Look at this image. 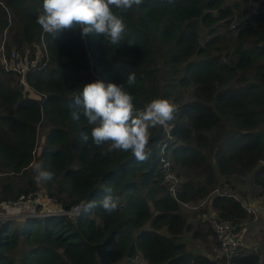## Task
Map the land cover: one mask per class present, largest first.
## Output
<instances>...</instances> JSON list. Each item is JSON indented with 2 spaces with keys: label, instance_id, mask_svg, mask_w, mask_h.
<instances>
[{
  "label": "trees",
  "instance_id": "1",
  "mask_svg": "<svg viewBox=\"0 0 264 264\" xmlns=\"http://www.w3.org/2000/svg\"><path fill=\"white\" fill-rule=\"evenodd\" d=\"M247 1L255 6L145 0L116 12L127 30L112 45L92 34L82 38L77 29L44 34L36 23L43 0H0V203L40 191L66 209L82 205L74 220L1 221L0 264H264L259 252L239 249L227 261L180 242L186 233L216 240L208 211L193 224L182 203L210 198L211 212L239 230L254 217L232 195L238 186L264 198V0ZM3 47L8 57L15 51L36 59L41 51V63L25 77L30 92L5 70ZM96 81L123 84L138 108L155 99L175 106L172 121L150 129L145 162L130 152L103 155L87 120H72L74 96ZM40 127L46 134L39 146ZM81 133L89 135L87 144ZM34 163L54 179L35 183ZM106 187L118 210L84 212Z\"/></svg>",
  "mask_w": 264,
  "mask_h": 264
},
{
  "label": "clouds",
  "instance_id": "2",
  "mask_svg": "<svg viewBox=\"0 0 264 264\" xmlns=\"http://www.w3.org/2000/svg\"><path fill=\"white\" fill-rule=\"evenodd\" d=\"M145 0H43L42 10L36 23L46 35L55 37L64 30H80L82 38L92 34L103 37L112 45H119L127 26L122 16L140 7ZM174 0H168L172 3ZM115 10V11H114ZM129 46H133L129 42ZM127 85L136 83L134 73L127 76ZM79 107L71 113L72 120L79 122L83 116L91 127L92 145L104 149L103 155L113 151L131 153L139 162H145L150 140V129L165 126L175 118V106L168 100L155 99L142 108L136 107L134 97L124 90L123 84H105L102 81L86 84L75 95ZM84 144L89 141L87 133H81ZM106 146V147H105ZM33 180L40 184L54 179L55 174L43 168L42 163L33 164ZM106 195L99 202L91 201L84 208L90 212L97 206L109 214L119 208V200L112 196V188L104 189Z\"/></svg>",
  "mask_w": 264,
  "mask_h": 264
},
{
  "label": "built area",
  "instance_id": "3",
  "mask_svg": "<svg viewBox=\"0 0 264 264\" xmlns=\"http://www.w3.org/2000/svg\"><path fill=\"white\" fill-rule=\"evenodd\" d=\"M236 24L232 26L235 28ZM2 62L7 72H13L21 78V82L25 88V91L29 90V87L25 81L26 75L33 69L37 68L41 59L37 56L36 59H29L28 57L22 58L19 54L13 51L10 56L6 55L4 47L2 48ZM169 133L170 128H166ZM165 163V167L168 163ZM168 181H172L175 184L177 180L174 176L168 175L166 177ZM171 192L175 196V186L171 188ZM213 195L228 196L227 192H221L215 190ZM212 195V196H213ZM237 199V197H235ZM210 198L197 204H181L183 209L196 211L209 204ZM246 211L255 216L254 220H257L255 210L252 207L243 205ZM82 210V205L75 206L71 209H66L60 205L55 199L47 197L45 193L36 191L29 194L21 195L17 200L12 202L0 203V222L6 220H22L25 218H47V217H67L69 219H76ZM209 222L213 227L216 235L217 248L215 252V259L231 260L239 251L241 247V237L238 234L237 227L232 223L220 219L216 213L211 212Z\"/></svg>",
  "mask_w": 264,
  "mask_h": 264
},
{
  "label": "rangeland",
  "instance_id": "4",
  "mask_svg": "<svg viewBox=\"0 0 264 264\" xmlns=\"http://www.w3.org/2000/svg\"><path fill=\"white\" fill-rule=\"evenodd\" d=\"M244 6H255L252 2L247 0H233ZM39 59L42 58V53L39 51L37 54ZM30 92V89L27 90ZM46 134V129L40 127L39 129V146L42 144ZM246 194V197L244 196ZM237 197V200L241 201L243 205L252 207L255 210L257 220H249L243 225L239 226L238 234L241 237V251L246 252H259L264 257V198L256 197V191L252 190L249 186H238L237 190L232 194ZM198 205V204H197ZM200 205V204H199ZM210 204L202 206L199 210L191 211L183 209V212L188 216V221L193 224L200 223L204 215L198 214L200 210L208 212L205 213V219L209 221L211 209ZM197 212V213H196ZM207 215V216H206ZM251 215V214H250ZM253 216V215H252ZM255 218V216H253ZM21 226H26V219L16 220ZM21 221V222H20ZM203 222V221H202ZM180 242L186 245L187 250L195 254L207 255L215 259V252L217 248V241L213 238L207 242L200 239H194L193 233H186L180 239Z\"/></svg>",
  "mask_w": 264,
  "mask_h": 264
}]
</instances>
